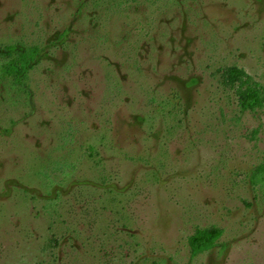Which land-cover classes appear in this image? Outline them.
Masks as SVG:
<instances>
[{
  "label": "rangeland",
  "instance_id": "obj_1",
  "mask_svg": "<svg viewBox=\"0 0 264 264\" xmlns=\"http://www.w3.org/2000/svg\"><path fill=\"white\" fill-rule=\"evenodd\" d=\"M12 44L39 56L0 78V264H264V104L224 84L264 89V0H0Z\"/></svg>",
  "mask_w": 264,
  "mask_h": 264
},
{
  "label": "trees",
  "instance_id": "obj_2",
  "mask_svg": "<svg viewBox=\"0 0 264 264\" xmlns=\"http://www.w3.org/2000/svg\"><path fill=\"white\" fill-rule=\"evenodd\" d=\"M39 56V49L28 48L25 45L12 44L6 46L0 53V78L6 81L8 88L14 92L24 93L28 88V77L35 67ZM246 73L238 68H231L228 76H224V84L235 88L242 112L255 111L264 104V89L259 84L245 83ZM93 153V148H90ZM254 187H264V161L255 168L251 177ZM217 229L197 230L188 240L193 258L212 251L222 236Z\"/></svg>",
  "mask_w": 264,
  "mask_h": 264
}]
</instances>
